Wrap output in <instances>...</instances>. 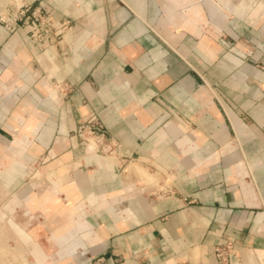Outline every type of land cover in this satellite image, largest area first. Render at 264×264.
I'll use <instances>...</instances> for the list:
<instances>
[{
    "label": "crops",
    "instance_id": "crops-1",
    "mask_svg": "<svg viewBox=\"0 0 264 264\" xmlns=\"http://www.w3.org/2000/svg\"><path fill=\"white\" fill-rule=\"evenodd\" d=\"M0 229L30 264H264V0H0ZM70 88L68 93L60 87ZM98 118L117 158L77 135Z\"/></svg>",
    "mask_w": 264,
    "mask_h": 264
},
{
    "label": "built area",
    "instance_id": "built-area-1",
    "mask_svg": "<svg viewBox=\"0 0 264 264\" xmlns=\"http://www.w3.org/2000/svg\"><path fill=\"white\" fill-rule=\"evenodd\" d=\"M0 23L8 30H19L40 45L57 46L73 28L70 19H54L45 7H33L29 4L16 6L13 11H2ZM65 93L70 91L67 84L60 87ZM77 135L86 152H93L104 157L117 158L119 145L109 136L103 123L98 118L83 122L77 129ZM234 245L228 242L215 248L220 264H229L230 253ZM98 264H102L100 261Z\"/></svg>",
    "mask_w": 264,
    "mask_h": 264
},
{
    "label": "rangeland",
    "instance_id": "rangeland-1",
    "mask_svg": "<svg viewBox=\"0 0 264 264\" xmlns=\"http://www.w3.org/2000/svg\"><path fill=\"white\" fill-rule=\"evenodd\" d=\"M0 264H30L25 253L12 245L7 235L0 229Z\"/></svg>",
    "mask_w": 264,
    "mask_h": 264
}]
</instances>
